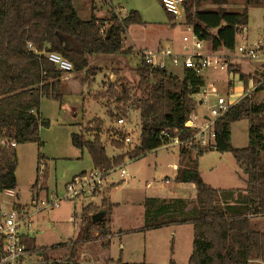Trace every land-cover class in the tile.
<instances>
[{"label":"trees","instance_id":"1","mask_svg":"<svg viewBox=\"0 0 264 264\" xmlns=\"http://www.w3.org/2000/svg\"><path fill=\"white\" fill-rule=\"evenodd\" d=\"M204 2L216 9H200ZM227 4L228 0L184 2L186 24L201 41L210 42L213 52L223 49L233 52L238 29L248 24L249 7L264 6V0H244L240 12L228 11ZM168 16L174 20L172 15ZM135 24H143L135 10L120 21L112 12L106 20L91 17L84 21L78 17L71 0H0V192L16 188V149L9 143L14 142L16 146L37 143L41 147L40 128L47 125L40 117L41 101L44 98L61 100L60 79L64 72L47 61L44 53H58L72 64L74 73L94 76L96 72L90 71V61L95 57L131 53V49L124 48L123 37L128 27ZM135 70L138 73L135 87L120 79L109 83L106 93L97 95L118 104L113 111L107 109L111 118L126 114L129 107L138 112L140 145L130 153V160L160 147L162 131H176L181 138L190 137L192 131L185 129L184 123L196 107L193 97L206 84L202 73L192 69H184L182 78L144 62L137 64ZM226 72L238 75L244 92L248 91L249 81L261 83L255 92L264 91L260 75L244 74L233 65H227ZM115 87L119 90H114ZM251 100V93H247L215 121L213 147L180 148L175 182L194 185V199L147 197L143 202L141 232L174 225L192 226V251L187 264H264V231L254 223L264 219V104L254 105ZM243 119L249 125L248 145L234 148L230 143V126ZM92 122L96 123L91 130L94 140L72 134L71 144L76 149L87 150L93 168L112 171L121 166L123 156L111 159L106 156L99 143L102 122L98 119ZM212 149L231 153L242 169L246 176L245 203H234V195L239 191L214 189L202 180L198 158ZM193 150L194 156L191 155ZM41 158L38 157L37 176L32 187L38 183ZM112 207L102 199L101 209L92 205L82 208L79 236L53 246L66 247L67 264H79L78 256L86 244L111 236L109 215ZM99 212L104 213L102 219L92 222V215ZM24 241L28 250L36 248L33 238L26 236ZM109 243L106 240L103 248ZM104 264L124 263L118 259ZM168 264L176 263L170 259Z\"/></svg>","mask_w":264,"mask_h":264},{"label":"rangeland","instance_id":"2","mask_svg":"<svg viewBox=\"0 0 264 264\" xmlns=\"http://www.w3.org/2000/svg\"><path fill=\"white\" fill-rule=\"evenodd\" d=\"M124 1L125 0H120L116 2L120 3L119 5L116 4L117 8H123V14L130 12ZM138 2L141 3V7L145 11L143 14L144 16L141 15L140 11L137 12L145 23L135 26L130 31V36L135 41L136 47L142 49L147 47V49L153 50L158 43L161 42L163 46L171 45L173 53L181 52L183 46L182 37H189L191 35L188 30V25L186 24L185 15L181 18H175L173 22H170L167 13L163 10L159 1L154 5H151L148 0H138ZM243 6L244 0H228V4L225 8L230 12H240ZM200 9L215 10L216 7L209 2H204L201 4ZM249 14L250 25L255 35L258 36V38L254 40H249V42L252 43L260 40L261 42L263 41L264 44V6L252 7V9L249 10ZM109 17L110 12H108L106 19ZM170 24L174 25L171 26ZM240 43L241 40L238 36L236 45ZM202 45L203 53L209 54L210 56H218L226 65L241 67L244 72H253L261 66L260 60L241 61L234 50L233 52L226 51L225 53L217 54L212 52L210 42L202 41ZM115 57H118L116 65L119 66V69L114 65L112 67V63L109 62V60L111 61ZM139 63L140 61L134 56L133 51L129 54L98 56L97 59H92L90 61V71L104 74V85H106V88L98 84L100 78L96 77L93 88L98 87V89L92 90L91 92L82 83L81 76L77 73H72L70 76L74 78L62 84L61 100L42 99L39 113L41 118L47 123V125L40 128L39 132L42 146L40 147L37 143H25L18 146L17 150L19 154L17 156L15 173L16 190H14L15 193H17V197H5L3 193L0 192L1 202H6L8 206L12 204L14 206H19L30 212L28 204L31 193L38 192L41 197L56 195L61 199L65 194V185L67 183L71 182L73 178L79 176L81 173L89 172L93 169V164L88 152L86 150L81 151L76 149L71 144L70 135L72 132L77 131L76 127L72 124L77 120L78 133L83 136L85 140H94L91 130L96 126V123H93L92 120H100L102 125L99 143L104 147L108 155L112 154L113 149L116 155L123 156L124 164L106 175L105 184L95 197L84 200H62L60 206L56 209L44 210L33 214L32 235L36 237V242L39 246L35 244L36 248L34 250H29L31 255L25 264H67L66 247L62 245L53 248V246L64 244L69 242L72 238L76 239L79 236L81 232V205H92L96 209H101L102 199L107 201V189L110 187L109 182L116 184L111 189L110 197L113 201L119 203H123L129 196L137 198L146 190V183H152L150 193H154L157 196L167 195V192L162 189V185L165 180L170 181L173 176L171 167L173 163L177 162V159L179 160L178 149L158 148L148 152L143 157L134 161H129V155L134 150L133 145L124 143L123 140H111V132L115 130V119L109 116L105 117L104 109L113 111L118 104H114L112 100L107 97H97L100 93H106L108 88L107 85L116 80L122 79L125 82H130L131 86L135 87L138 81V73L135 68ZM167 64V70L171 71L173 74L177 73L179 78L183 77L181 65L174 66L171 64V60H169ZM122 71H125V73ZM202 75L205 77L208 86H216L222 96L225 98L229 97L230 101L234 102L231 100V97H233L232 94L235 92L237 86L241 84L236 80L233 89L227 91L229 90V81H227L226 70H220L219 67L213 66L204 70ZM207 85L205 84V86ZM114 90L119 89L115 87ZM88 91L91 93L88 95L91 99L86 98V93ZM249 93H251L252 104H264V91L255 92L252 90ZM228 94H230L231 97ZM244 94L246 95L247 93ZM196 98H198V96H196ZM100 105H102L104 109ZM195 109L198 115L209 113L206 105L202 107L197 106ZM137 113L138 112H131L127 120H125L127 123L131 121V125H126V131H129L132 135L139 134V119ZM96 116L99 118H96ZM100 117L105 118L101 119ZM248 129L249 125L245 119L231 124V144L233 147L245 148L248 145ZM134 138L133 136V143L135 141ZM191 155H195L194 150L191 151ZM39 156L42 158L40 160V170L38 172V183L35 187H32L37 176L36 168ZM262 160H264V153L262 154ZM120 167L124 168L129 175L124 181H121L119 177ZM198 171L203 181L212 187L236 189L241 192V188L246 186V176L235 162L231 153L228 152L220 153L212 149L203 153V155L198 158ZM177 193L188 197L190 192L187 189ZM115 212V219L119 222L121 221L123 225H125L126 220L129 219L128 224L130 227H133L131 229H135L137 225H140V227L143 226V220L137 221L138 218L142 217L141 213H138V207L130 206L126 208L122 204V207ZM260 220L263 221L262 225H264V219ZM115 229V233H117L118 228ZM139 230L140 229L127 232L121 241L124 247L120 246L119 237H113L112 234L103 239L100 238L93 241L91 245L87 247L89 249L87 255L90 257L102 255L100 254L101 242L111 239L109 244L110 252H107V254L112 258L116 257L120 249L124 248V254L127 255V259L130 260L128 263H139L137 259H142V256L147 254L153 261H156L155 263L161 264L162 243L157 241L159 238L153 237L154 235H145L144 233L146 231L141 232ZM166 243L167 244L163 246V255L165 257L168 256V260L171 259L174 262L172 257L174 251L173 242ZM187 245L188 247L190 245L189 236L187 243L184 239L181 241V245L180 241L178 242L177 257L179 260L182 259L181 257L184 255Z\"/></svg>","mask_w":264,"mask_h":264},{"label":"built area","instance_id":"3","mask_svg":"<svg viewBox=\"0 0 264 264\" xmlns=\"http://www.w3.org/2000/svg\"><path fill=\"white\" fill-rule=\"evenodd\" d=\"M163 10L172 15L174 18H181L184 16V2L186 0H158ZM95 4L102 7H107L109 12L117 18L122 20L126 15H123L119 8L112 7L109 0H93ZM104 27L102 32L105 31ZM191 30V29H189ZM240 37L241 43L235 44L234 52L237 57L246 60H263L261 71V78L264 81V59L262 58V42L260 40L250 43L247 40L245 27L238 29L236 38ZM183 54L178 55L172 52L170 48L159 47L156 50H134V56L140 62L162 70L167 69L165 59L171 60V64L177 66L181 64L183 69H192L196 73H202L207 68L217 66L220 70H226L227 65L223 63L218 56H210L202 53V41L193 33L189 37L183 36ZM31 45H28L30 48ZM45 58L52 63L58 70L64 73H71L73 71L72 64L64 59L60 54L55 52H45ZM261 84V83H259ZM257 84V86L259 85ZM252 86V89L257 87ZM252 91V90H251ZM198 96V98H196ZM194 101L197 106H207L209 113L207 115H198L194 109L186 118L184 128L192 131L190 137L181 138L176 131H162L160 133L161 144L158 148L170 149L188 148L195 146V148H210L214 146V132L213 126L215 121L222 118L230 107L237 104L231 102L214 86H204L198 94L194 96ZM32 112V111H31ZM131 112H137L131 107L128 108L127 113L113 117L114 132H111V140H123L124 143L132 144L134 149L140 145V122L138 124L139 134L132 135L126 131V125H131V121L127 123L125 120L129 117ZM138 119H139V114ZM130 120V119H129ZM125 127V130H124ZM135 137L133 143L132 139ZM4 145V142H1ZM11 147H16L14 142H10ZM157 148V149H158ZM40 167V166H39ZM119 168V167H117ZM115 168L109 172H102L98 169H92L89 172H84L72 179L71 182L65 185V194L63 198L59 199L56 195L41 197L38 192L31 193V198L28 204L30 212L24 210L19 206L7 205L2 201L0 207V264H25L31 255L27 249L24 241L26 236L32 233V217L34 213H39L44 210L56 209L60 206L62 200H84L95 197L105 184L106 175L115 171ZM40 170V168H39ZM119 177L124 181L128 177V172L120 167ZM5 197H14V190H5L2 192Z\"/></svg>","mask_w":264,"mask_h":264},{"label":"crops","instance_id":"4","mask_svg":"<svg viewBox=\"0 0 264 264\" xmlns=\"http://www.w3.org/2000/svg\"><path fill=\"white\" fill-rule=\"evenodd\" d=\"M71 1H72V4H73L76 12H77L78 17L81 20L86 21V20H89L91 17H95L96 19H99V20H106V17H107L108 12H109V10H108L107 7H102L99 4H95L93 2V0H71ZM109 1H110V4H111L112 7H117L116 4H118V5L120 4V3H116V2H119L120 0H109ZM124 2H125V4L127 5V8H129L130 11L131 10L140 11L141 15L144 16L143 14H144L145 11L141 7V3L138 2V0H125ZM148 2L151 5H154V4H157L158 0H148ZM118 8H119L120 12L123 14V12H122L123 8L122 7H118ZM250 9H252V7H249V10ZM127 14L128 13H124L123 15H127ZM167 16H168V14H167ZM168 20L170 22H173L174 21V20H170V17L169 16H168ZM144 23H145V21H143V24ZM137 25H141V24H135V25H131V26L128 27V29H127L124 37H123L124 48L125 49H131V52L134 51V50H150V49H147V47H145L144 49L137 48L136 45H135V41L131 38L130 31L135 26H137ZM170 25L173 26L174 24H170ZM189 29L192 30V28L190 26H188V30ZM191 30H189L190 33H191ZM245 31H246V35H247V40L248 41L251 40V39L254 40V39L258 38V36L255 35L254 30L252 29V27L250 25V16H248V24L245 26ZM159 47H167V48H170L172 50L171 45L163 46L161 44V42H159L158 45L153 50H156ZM210 47H211V45H210ZM225 52H226V50L223 49V50H219V51H217L215 53L222 54V53H225ZM202 53H203V49H202ZM175 54H178V55L183 54V46H182L181 52L179 51V52H177ZM203 54H205V53H203ZM262 58L264 59V44H263V41H262ZM94 59H97V57H95ZM117 59H118V57L117 58L115 57V58H113V60H111V61L109 60V62L112 63V67L114 65L117 69H119V66L116 65ZM240 60L241 61H246V60H242V59H240ZM168 61H169V59H165L164 60L165 63H167ZM260 61H261L260 68H258L257 70H254L253 72H244L241 69V67H239V68H240L241 72L244 73V74L256 73V74H258V75L261 76L260 69L262 67L263 60H260ZM178 65H181V64H178ZM182 70H184V69L182 68ZM166 71L171 72V71H169L167 69H166ZM122 72L125 73V71H122ZM72 73H74V72H71L69 74L64 73V75L60 79V81H61V87H62V84L65 81H68L69 79H73L74 78V77L71 78V76H70V75H72ZM77 74H79L81 76L82 83L91 92H92V90L98 89V87L97 88H93V83H94L96 77H99L100 78V82L98 84H100L102 87H105L106 88V85H104L105 79H104V74L103 73H96L94 76L89 75L87 77L85 76V72L77 73ZM175 75H177V73H175ZM236 80L241 85L237 86L235 92L232 94L233 97H231L230 94H228V95L232 98L231 100H233L234 102L236 101L238 103L240 101V99L244 97V95H245L244 93H249L251 90H255V89H252V86L255 87V85L257 86V84H254L253 81H249L248 82V91L247 92H244V90H243V83H242V81H240L238 75L236 74L234 76H231V75H228L227 74V81L230 82L229 83V87H228L229 90H227V91H230V89H233ZM206 85H207V83H206ZM209 86H214V85H209ZM214 87L217 89L216 86H214ZM90 91H88L86 93V98L87 99L88 98L91 99L88 96L89 94H91ZM232 91H234V90H232ZM193 98H195V97H193ZM227 99L230 100L229 97ZM100 106L104 109V107L102 105H100ZM104 111H105V115H106L105 117H107L108 116V114L106 112L107 109L106 110L104 109ZM202 115L205 116L207 114H202ZM40 117H41V115H40ZM83 117H81V118H83ZM105 117H100V118L101 119H104ZM96 118H99V117L96 116ZM77 121L72 124L73 126L76 127V130L77 131L76 132H72L71 135L72 134H79L78 133ZM71 135H70V137H71ZM230 143H231V131H230ZM20 145H22V144H20ZM18 146L19 145H17L15 147V149H16V156H18V154H19L18 153V150H17ZM83 150H86V149H82L81 151H83ZM178 152H179V150H178ZM105 153H106V150H105ZM106 156L111 159V158L117 157L118 155H116L115 154V151L112 149V154L111 155H108L106 153ZM134 160H136V159H134ZM134 160H130L129 159V161H134ZM124 162H125V160H124ZM123 164L124 163L122 162L121 165H123ZM178 164H179V160L177 159V162L176 163H173V165L171 167L172 172H173V176H172L171 180L170 181L165 180V182H163V185H162L163 188L162 189L167 192L166 193L167 195L157 196L154 193H150V189L152 187V183H146V185H145V189L146 190H144L137 198H133V197L129 196V197L126 198V200L123 203H119L117 201H113L111 199V197H110L111 189L116 184L109 182L110 187H108V189H107V203L113 205V207H112V209L110 211V215H109V217H110V219H109V229H110V232L113 235V237H119V242H120L119 244H120V246L124 247L122 245V242L121 241H122L123 237L127 234V232H130L132 230H137V229H140L142 227V226L140 227V225H137V227H135V229H131L133 227H130V225L128 224L129 219L126 220V224L125 225H123V223L121 221L119 222V221H117L115 219V213H116L115 211H118L122 207V204L126 208H129L130 206L131 207H135V206L138 207V213L140 212L142 217L141 218H138L137 221H141V220H144V206H143V202H144L145 198H147V197H156V198H162V199H172V198L194 199L195 198L196 191H195L194 185L188 184V183H177V182H175V176H176V171H177ZM15 173H16V171H15ZM15 178H16V174H15ZM207 185L210 186V187H212L209 184H207ZM245 187L241 188V192L236 193L234 195V203L243 204V203L246 202V194L244 192ZM212 188H214V189H221V188H216V187H212ZM187 189L190 192L189 195H188V197H186L185 195H180V193L179 194L177 193V192H182V191L187 190ZM15 190H16V188H15ZM222 190H236V189H222ZM14 197H17V193H15V196ZM14 197H12V198H14ZM80 200H82V199H80ZM1 204H2V202L0 201V207H1ZM84 207H85L84 205H81V210ZM81 210H80V215H81ZM91 220H92V217H91ZM262 222L263 221L260 220V219L254 221V223L257 225V227L260 230H264V225H262ZM113 225H115V226H113ZM115 228H118L117 233H115V230H116ZM150 233H157V234H150ZM32 234H33V231H32V233H30L29 237L30 238H33L34 243L36 245H38L37 242H36V237L34 235H32ZM144 234L145 235H149V236L154 235L153 237L159 238V240L157 239V241H159V243H162V254H161V258H160V263L161 264H168V262H169L168 256L165 257L163 255V246L165 244H167L166 242H173V249H174V251H173L172 257L174 259V263H176V264H187L188 259H189V256H190L191 251H192L193 228H192L191 225H174V226L162 227V228H159V229L146 231ZM188 236L190 237V245H189V247L187 245V247L185 249V252H184V255L181 257L182 259L179 260L178 257H177L178 242L180 241V245H181V241L184 239V240H186V243H187ZM110 240L111 239H109V241ZM105 242H101V244H100V246H101L100 254H102V255H100V256H92V257H90V256L87 255V252L89 251V249L87 247H89L92 242L86 244L84 246L82 252L79 254L78 263L79 264H104L107 261H111V260L112 261H117L118 259H120L121 262L124 263V264H157V263H155L156 261H153L150 257H148L147 254L143 255L142 256V259L141 258L140 259L139 258L137 259L138 260L137 262H139V263H135V262L134 263H128L130 260H128L127 259L128 258L127 255L124 254V248L120 249V251L118 252V255L116 257H114L116 259H114L110 255L107 254V252H110L109 246L107 248H103L102 245ZM90 251H92V250H90ZM39 256H40V254H39ZM252 264H259V263L254 262Z\"/></svg>","mask_w":264,"mask_h":264},{"label":"water","instance_id":"5","mask_svg":"<svg viewBox=\"0 0 264 264\" xmlns=\"http://www.w3.org/2000/svg\"><path fill=\"white\" fill-rule=\"evenodd\" d=\"M109 32H110V28H108V30H107V33H109ZM63 45H64V43H63ZM103 216H104V213H102V212H99V213L93 215L92 216V222H94V223L99 222Z\"/></svg>","mask_w":264,"mask_h":264}]
</instances>
